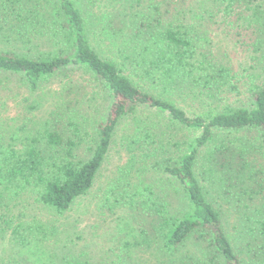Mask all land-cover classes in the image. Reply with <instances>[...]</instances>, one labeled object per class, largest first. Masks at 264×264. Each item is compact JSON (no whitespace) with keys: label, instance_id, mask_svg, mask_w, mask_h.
I'll use <instances>...</instances> for the list:
<instances>
[{"label":"rangeland","instance_id":"1","mask_svg":"<svg viewBox=\"0 0 264 264\" xmlns=\"http://www.w3.org/2000/svg\"><path fill=\"white\" fill-rule=\"evenodd\" d=\"M73 1L83 12L92 44L102 58L125 61L132 33L144 26L146 37L157 36L172 26L187 32L202 55L231 72L239 89L238 93L227 95L234 105L250 106L252 88L264 87V0ZM10 42L1 37V50L27 52ZM56 77L32 90L22 76L0 73V154L7 149L24 151L34 139L39 140L37 148H42V137L53 126V112L63 114V109L70 106L71 122L77 128H68V119L61 123L62 128L69 137H80L79 152L85 153V158L90 155L96 129L105 119L108 96L83 71ZM131 78L141 88L174 102L190 116L202 114L203 104L209 102L193 98L188 92L182 96L163 95L158 91L161 89L138 77ZM196 135L156 111H138L119 126L91 191L63 214L38 201L33 187L22 190L15 182L0 185V264H166L172 258L158 242L126 247V241L142 242L140 229L146 223L135 216L126 200L136 190L148 187L170 215L188 210L179 184L159 172L154 162L174 163L187 153L188 144ZM242 137L255 143L251 136L237 138ZM139 138L145 147L131 152L128 145ZM252 158L253 166L263 173L264 179V152ZM137 161L138 166L145 168L137 167L132 172L130 166ZM205 162L202 161L200 173L206 179L203 183L208 198L222 209L227 235L242 264H264L256 224L261 213L264 215V189L255 199H239L237 186L224 185L220 173L210 170ZM131 225L136 227L133 236Z\"/></svg>","mask_w":264,"mask_h":264},{"label":"trees","instance_id":"2","mask_svg":"<svg viewBox=\"0 0 264 264\" xmlns=\"http://www.w3.org/2000/svg\"><path fill=\"white\" fill-rule=\"evenodd\" d=\"M0 1V38L27 49L20 53L0 48V73L22 76L36 90L59 74L83 71L108 96L104 122L96 129L94 146L87 158L79 152L80 137L71 138L62 128L65 119L70 120L68 128H77L71 122V107H65L63 114L53 112V126L42 137V148H37L39 140L34 139L24 151H2L0 185L15 182L22 190L33 187L38 201L59 214L66 213L93 188L121 123L140 110H153L174 125L197 133L188 144L187 153L174 163H153L159 172L179 184L188 210L170 215L166 205L154 199L151 189L136 190L126 202L135 216L146 223L140 229L142 242L126 241V247L158 242L172 258L166 264H242L227 235L222 209L209 200L203 183L206 179L200 170L206 160L210 170L220 173L224 185L237 186L239 199L252 200L263 191V173L253 166L252 157L264 152V87L252 88L250 106L234 105L227 99V95L239 92L231 72L202 55L187 32L172 26L157 36L146 37L144 26L132 33L125 49L126 60L118 62L102 58L97 52L90 26L73 0ZM12 16L15 21L11 22ZM132 76L161 89L158 91L163 95L182 96L188 92L193 98L209 102L203 104L202 114L190 116L162 95L135 84ZM239 135L254 137L255 143L237 138ZM140 140L130 142L131 152L145 147ZM137 167L145 168L138 166L137 161L130 170ZM124 172L121 170L122 176ZM256 224L257 240L264 252L262 213ZM131 227L133 236L136 227Z\"/></svg>","mask_w":264,"mask_h":264}]
</instances>
